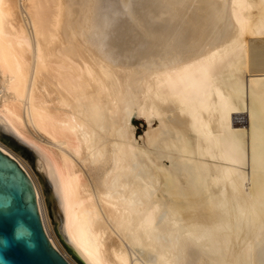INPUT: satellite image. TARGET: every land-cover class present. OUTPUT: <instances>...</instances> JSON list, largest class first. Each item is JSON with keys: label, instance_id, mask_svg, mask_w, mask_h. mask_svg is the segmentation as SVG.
Wrapping results in <instances>:
<instances>
[{"label": "bare ground", "instance_id": "bare-ground-1", "mask_svg": "<svg viewBox=\"0 0 264 264\" xmlns=\"http://www.w3.org/2000/svg\"><path fill=\"white\" fill-rule=\"evenodd\" d=\"M263 49L264 0H0V133L36 174L0 149L72 264H264Z\"/></svg>", "mask_w": 264, "mask_h": 264}, {"label": "water", "instance_id": "water-1", "mask_svg": "<svg viewBox=\"0 0 264 264\" xmlns=\"http://www.w3.org/2000/svg\"><path fill=\"white\" fill-rule=\"evenodd\" d=\"M0 264H72L46 233L32 179L1 149Z\"/></svg>", "mask_w": 264, "mask_h": 264}, {"label": "rangeland", "instance_id": "rangeland-1", "mask_svg": "<svg viewBox=\"0 0 264 264\" xmlns=\"http://www.w3.org/2000/svg\"><path fill=\"white\" fill-rule=\"evenodd\" d=\"M245 115H246V113H244V116ZM133 124L135 125V131H136L138 136H140L144 132V129L147 127L146 121L143 120L142 118H136L135 117L133 119ZM11 138L12 137H10V135L7 134V133H0V141H1V143L4 144L7 147L9 146L8 148H11L12 151H16V153L15 152L14 153L17 154L23 160V162L25 161L24 163L26 165H29L28 166V167H30L29 169L30 170L32 169V172H34V174H36L35 171H34L33 155L31 154V150L29 149V147L28 146H24L20 142H18L17 140H15L13 138L11 139ZM43 191H44L43 194H44V198L46 200V204H48L47 207L50 210V213L54 215L56 213V210H55L54 204H53V202L51 200V197H50V194H49L50 190H49V188H48V186L46 184L43 187Z\"/></svg>", "mask_w": 264, "mask_h": 264}]
</instances>
